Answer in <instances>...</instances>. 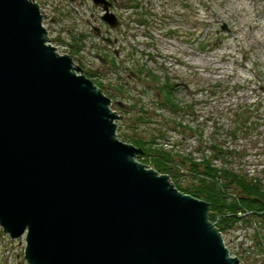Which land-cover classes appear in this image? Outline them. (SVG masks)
Listing matches in <instances>:
<instances>
[{
	"label": "water",
	"instance_id": "water-1",
	"mask_svg": "<svg viewBox=\"0 0 264 264\" xmlns=\"http://www.w3.org/2000/svg\"><path fill=\"white\" fill-rule=\"evenodd\" d=\"M94 2L116 29L112 4ZM44 16L36 0H0V227L26 237L27 263L243 264L211 204L119 138L123 117L51 44Z\"/></svg>",
	"mask_w": 264,
	"mask_h": 264
},
{
	"label": "rangeland",
	"instance_id": "rangeland-1",
	"mask_svg": "<svg viewBox=\"0 0 264 264\" xmlns=\"http://www.w3.org/2000/svg\"><path fill=\"white\" fill-rule=\"evenodd\" d=\"M39 1L45 12L52 11L53 18L58 19L52 24L45 22L52 33L62 35L60 29L70 28V34L66 31L64 38H81L87 47L85 53L74 54L77 64L95 71V81L114 93L113 109L123 117L118 122L119 130L125 122V126H132L144 107L152 121L140 123L138 132L146 137L154 129L168 131L158 143L159 147L173 151L175 159L192 154L199 162L204 155L211 154L209 147L215 141L224 150L233 151L228 158L230 164L251 175L263 176L264 0H137L142 4L139 11L114 5L112 11L123 26L120 23L121 28L110 33L117 40L113 45L93 35L81 17L93 23L83 4L76 3L75 12L65 3L67 0ZM137 13L141 14L136 16ZM137 19L149 22L141 24ZM148 71L159 77V85L166 79L181 85L176 95L185 112L176 121H182L185 129L169 131L168 124L175 117L159 106L158 88L147 80ZM121 85L125 86L124 96L118 90ZM254 105L261 107L258 126L251 130L242 128L233 137L230 128L236 123L226 116L227 108ZM125 126L122 128L133 134ZM180 168V181L187 186L191 175L186 167ZM252 237L253 228L244 225L224 235L234 253L249 249ZM26 246L25 236L14 241L0 228V264H28ZM250 255V263L264 264V256L254 248Z\"/></svg>",
	"mask_w": 264,
	"mask_h": 264
},
{
	"label": "trees",
	"instance_id": "trees-1",
	"mask_svg": "<svg viewBox=\"0 0 264 264\" xmlns=\"http://www.w3.org/2000/svg\"><path fill=\"white\" fill-rule=\"evenodd\" d=\"M118 2L127 9L133 11L142 10V4L137 0H118ZM144 11L147 15V9H144ZM140 14L137 13L136 16ZM137 21L141 24L149 22L148 19H137ZM73 43L72 48L74 49L71 51V54L74 56V54L79 52L77 50L79 39L73 40ZM103 59L104 57H102ZM140 73L143 72L140 71ZM86 75L90 78L91 76L93 77V74L86 73ZM146 76L147 80H151L152 84H156L158 88L159 106L162 109L170 110L175 117L172 119L171 124H168V126L171 125L169 131L181 128L185 129L186 126L182 124V121H176V118H180L179 116L185 112L183 105L177 100L176 95L181 85L172 83L170 79H166L162 85H159L160 79L158 76L153 75L152 71H148ZM94 83L104 89L109 98H115L114 93H109L104 84L98 81H94ZM124 87V85H121L118 88L122 96H124ZM148 87L150 86L148 85ZM117 105L122 106L120 103ZM260 109L261 107L256 108V105L253 107H228L225 114L236 123V125L230 128L232 136L235 137L242 128L251 130L257 127L260 120L257 114L260 113ZM122 111L127 114L129 113L126 110ZM141 112L136 122L132 121V126H125L126 122L120 126V139L142 148L144 153L137 157L138 160L153 167L162 174H168L180 191L210 203V220L217 223V226L224 235L230 233V231L239 230L243 225L244 227L253 228L252 245L249 246V249L241 248L240 252L234 253L232 251V254L239 257L244 264H255L254 262H249V259H251V248H254L255 252H260L264 256V174L263 176L251 175L250 172H246L230 164L228 158L233 155V151L224 150L215 141L209 147L211 154L209 156L204 155L199 162H197L192 154L189 156L180 155L177 156L180 160L175 159L173 151L159 147L158 141L163 139L168 131L154 129L146 137H143L138 132L140 123L145 124L152 121V117L149 115L147 109L142 107ZM123 125L127 130H131L133 134L130 135L128 131H125L122 128ZM219 160H222L220 164L218 163ZM180 167H186L191 175L187 186L183 185L180 181V177L182 176ZM246 254L249 255L245 256Z\"/></svg>",
	"mask_w": 264,
	"mask_h": 264
},
{
	"label": "built area",
	"instance_id": "built-area-1",
	"mask_svg": "<svg viewBox=\"0 0 264 264\" xmlns=\"http://www.w3.org/2000/svg\"><path fill=\"white\" fill-rule=\"evenodd\" d=\"M65 3L66 4H68L69 3V5L71 6V9L73 10V11H75V12H78L77 11V4L76 3H79V4H83V6L85 7V10H86V12L89 14V16H90V19L91 20H93V23H91L90 22V20H88V19H85L83 16H81L82 17V19L85 21V23L86 24H88V23H91V26H100L101 25V21H100V18H101V16H103L104 15V12L103 11H101L99 8H97L95 5H94V3H93V1L92 0H67V1H65ZM57 6H58V4H57ZM62 6H64V3H63V5ZM45 12V11H44ZM45 14H46V16H47V19H46V21L45 22H48V21H51V23L50 24H52V21H53V17H54V13L51 11H46L45 12ZM55 20H58V19H55ZM99 21V22H98ZM56 22V21H55ZM58 22V21H57ZM59 23L61 24L62 23V19H59ZM91 26H89V27H91ZM47 27V26H46ZM48 29H49V27H47ZM92 28V27H91ZM59 31H61V29L59 30ZM54 32V34L56 35V37L57 36H59V35H61L60 33H58V32H55V31H53ZM66 34V32H64V33H62V35H65ZM58 47V46H57ZM63 49H68L66 46H64V47H62ZM86 50H87V47H85L83 50H82V52L81 53H85L86 52Z\"/></svg>",
	"mask_w": 264,
	"mask_h": 264
},
{
	"label": "flooded vegetation",
	"instance_id": "flooded-vegetation-1",
	"mask_svg": "<svg viewBox=\"0 0 264 264\" xmlns=\"http://www.w3.org/2000/svg\"><path fill=\"white\" fill-rule=\"evenodd\" d=\"M110 45V43H108ZM115 54L117 55V52L115 51ZM104 62H108V61H104Z\"/></svg>",
	"mask_w": 264,
	"mask_h": 264
}]
</instances>
